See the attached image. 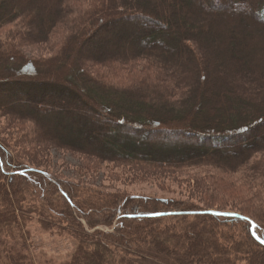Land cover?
Wrapping results in <instances>:
<instances>
[{
	"label": "trees",
	"instance_id": "trees-1",
	"mask_svg": "<svg viewBox=\"0 0 264 264\" xmlns=\"http://www.w3.org/2000/svg\"><path fill=\"white\" fill-rule=\"evenodd\" d=\"M0 34V112L34 123L38 141L196 179L225 173L256 203L250 213L78 195L35 156L11 162L0 139V241L19 242L18 212L36 196L44 229L77 240L63 264H264L253 232L264 233V0H0ZM35 44L61 47L43 58L22 49ZM213 57L234 65L232 79L219 71L227 83L212 77ZM121 74L133 80L115 83ZM82 218L116 226L90 232ZM11 241L0 264H35Z\"/></svg>",
	"mask_w": 264,
	"mask_h": 264
},
{
	"label": "rangeland",
	"instance_id": "rangeland-1",
	"mask_svg": "<svg viewBox=\"0 0 264 264\" xmlns=\"http://www.w3.org/2000/svg\"><path fill=\"white\" fill-rule=\"evenodd\" d=\"M117 30L122 31L120 28ZM109 31H105V33H110ZM0 39H4L3 34H0ZM96 39L101 48L105 49L107 47L102 36L99 35ZM115 45L118 44L116 43ZM50 47L51 44H35L25 45L22 49L29 56L43 58L56 53L61 45H53L52 50ZM213 62L217 66L212 73L214 79L222 78L219 71L225 72V76L228 75L227 78L230 79H232L234 74H237L234 70V65L226 63L222 67L218 57H213ZM92 71L103 73L106 69L95 65ZM224 77L219 81L227 83L229 79H224ZM124 79L133 80L130 74H121L113 81L115 83L120 81L126 83ZM49 129L52 134L58 133L54 128ZM37 134L34 123L22 122L12 115L0 112V139L5 140L8 147L9 156L7 159L10 160L12 157L11 162L13 163L20 160L27 165H32L31 157H37V160L43 163L40 166L41 169L57 178L66 186L71 185V187L77 186V188H80L78 195L87 192L96 194L97 191L106 194H136L172 198L207 208L249 211L250 213L256 210V203L248 198L249 195L243 193V190H238L237 187L232 188L231 184L228 183L230 180H223L225 173L215 172L211 178L204 179L202 176L200 177L201 179H196L195 171L189 173L171 172L127 165L87 155L76 150L64 149L48 141L43 143V141H38V138H36L38 137ZM13 168L12 164L10 167L7 166V168L4 166V171L12 174L14 172L12 171ZM30 177L34 178L32 175ZM31 188L34 189L35 187ZM26 189L30 190V187L27 186ZM31 197L29 201L35 200L36 204H33L32 207L26 206L23 212H18L19 226L21 228L19 242L16 240L11 241L8 237L5 238L3 236L2 241H0V258L3 261L6 259L5 248L7 244L5 242L11 241L12 245L26 254L35 264H63L72 255L77 240L72 237L69 231H62L61 233L57 227L52 230L44 229L41 221H39L44 202L36 198V196ZM81 221L90 232L97 229L112 231L116 226V224L112 227L100 225L90 228L84 218ZM253 232L259 239H263L264 233L255 225H253ZM152 263L154 262L150 260L140 262V264ZM202 263L205 264V262ZM237 264L246 263L239 261Z\"/></svg>",
	"mask_w": 264,
	"mask_h": 264
},
{
	"label": "snow or ice",
	"instance_id": "snow-or-ice-1",
	"mask_svg": "<svg viewBox=\"0 0 264 264\" xmlns=\"http://www.w3.org/2000/svg\"><path fill=\"white\" fill-rule=\"evenodd\" d=\"M150 214H152V215H157L158 213H150Z\"/></svg>",
	"mask_w": 264,
	"mask_h": 264
}]
</instances>
